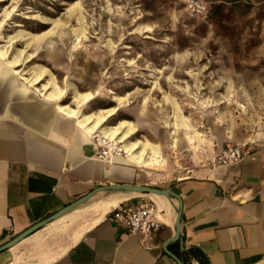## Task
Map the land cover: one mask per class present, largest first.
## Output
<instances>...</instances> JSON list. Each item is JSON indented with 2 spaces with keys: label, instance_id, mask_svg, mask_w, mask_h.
Returning <instances> with one entry per match:
<instances>
[{
  "label": "crops",
  "instance_id": "0c3cea01",
  "mask_svg": "<svg viewBox=\"0 0 264 264\" xmlns=\"http://www.w3.org/2000/svg\"><path fill=\"white\" fill-rule=\"evenodd\" d=\"M204 1L209 29L222 46L218 65L239 67L222 80L261 84L264 93V0ZM21 61L15 66L0 54V246L94 193L0 251V264H264V137L250 141L261 148L241 162L156 178L148 168L163 159L159 142L149 139V165L125 153L101 156L97 137L41 91L43 81L23 78ZM183 123L175 108L165 124L193 130ZM181 134L179 143L193 142ZM113 183L174 194L100 189ZM144 200L156 203L162 220L151 239L109 218L115 207ZM179 209L180 239L172 241Z\"/></svg>",
  "mask_w": 264,
  "mask_h": 264
},
{
  "label": "rangeland",
  "instance_id": "374dc122",
  "mask_svg": "<svg viewBox=\"0 0 264 264\" xmlns=\"http://www.w3.org/2000/svg\"><path fill=\"white\" fill-rule=\"evenodd\" d=\"M50 26L56 32L41 41L16 43L32 56L21 61V72L30 76L40 62L62 87L69 78L75 89L94 94L86 110L119 106L111 124L120 118L136 124L141 117L134 138L161 144L163 159L148 168L152 176H184L211 163L228 144L257 146L250 141L264 137L261 84L222 80L239 67L218 65L220 42L207 17L191 12L185 0H0L1 43L18 28L38 32ZM73 91L64 102L76 106ZM175 108L193 130L166 126ZM180 134L193 142L177 138L174 145Z\"/></svg>",
  "mask_w": 264,
  "mask_h": 264
},
{
  "label": "bare ground",
  "instance_id": "6f19581e",
  "mask_svg": "<svg viewBox=\"0 0 264 264\" xmlns=\"http://www.w3.org/2000/svg\"><path fill=\"white\" fill-rule=\"evenodd\" d=\"M77 3L79 2L76 1L71 3L68 7L70 11L75 10L76 5H78ZM7 10L8 4L3 11ZM8 16H10V12H8ZM45 19L46 21L56 25L59 23L57 18L45 17ZM54 32H56V30L51 26L41 32H32L24 28H18L15 32L9 34V37L5 40V42H0V54L3 57L8 58L12 65H19L22 59L31 60L32 56L31 53L24 47L16 46L18 40H25L26 44L29 45L31 43L41 41L45 36L53 34ZM25 73L26 72L24 71L22 72L23 78L31 81L32 83H41L43 81L40 88L41 91L46 96L57 99L61 109L77 116L81 125H83L91 133L92 137L96 136L95 133L97 132L99 133L101 140H111L112 145H114L117 150V153L113 155H122V153H125L130 155L137 162H142L145 165L150 164L149 157L150 150L153 149L152 142L148 138H134V135L138 131L136 124L132 120L126 118L120 119L116 124L109 123L110 118L118 112L119 106L106 108L100 107L96 110H86V104L90 101L89 99L94 97L93 93L89 91L81 92L75 89L74 85L69 83V78H67L66 81L67 85L62 87L57 81L55 74L49 71V69L40 62H35L33 64V68L31 70L32 77L26 75L27 73ZM71 89L74 90L73 97L76 106H73L70 103L61 102L62 99H65L67 92ZM175 139L177 144L178 140L177 138Z\"/></svg>",
  "mask_w": 264,
  "mask_h": 264
},
{
  "label": "built area",
  "instance_id": "2783aa9c",
  "mask_svg": "<svg viewBox=\"0 0 264 264\" xmlns=\"http://www.w3.org/2000/svg\"><path fill=\"white\" fill-rule=\"evenodd\" d=\"M185 2L188 9L197 15H203L208 10V3L204 0H185ZM95 134L101 149V156L117 153L116 147L112 145L111 140H101L99 133L96 132ZM260 148L249 143L228 144L219 151L211 163L219 165L238 163ZM109 218L126 232L140 233L147 239L153 238L162 226L158 208L152 200H144L136 204L119 205L110 212Z\"/></svg>",
  "mask_w": 264,
  "mask_h": 264
},
{
  "label": "water",
  "instance_id": "95a60500",
  "mask_svg": "<svg viewBox=\"0 0 264 264\" xmlns=\"http://www.w3.org/2000/svg\"><path fill=\"white\" fill-rule=\"evenodd\" d=\"M100 189H111V190L126 189V190H134V191H141V192H154V193H159V194H166V195H169V196L174 194L173 191L171 189H169V188H160V187H154V186H149V185L130 184V183H113V184H109V185L103 186ZM93 193H94V191L88 193L87 195L81 197L77 201L66 205L64 208H62L61 210L57 211L56 213H54L50 217H48L46 219H43V220L31 225L25 231L19 233L14 238H12L8 242H6L3 245H1L0 246V251L13 246L18 241H20L22 238L26 237L27 235L31 234L35 230L39 229L45 223H47V222L59 217L60 215L65 213L68 209L73 207L74 205L79 204V203L87 200ZM180 218H181V209L178 210V217H177V222H176L177 234L173 237L172 241L180 239V226H179Z\"/></svg>",
  "mask_w": 264,
  "mask_h": 264
},
{
  "label": "trees",
  "instance_id": "16d2710c",
  "mask_svg": "<svg viewBox=\"0 0 264 264\" xmlns=\"http://www.w3.org/2000/svg\"><path fill=\"white\" fill-rule=\"evenodd\" d=\"M43 30H45V29H42V30H40V31H38V32H41V31H43Z\"/></svg>",
  "mask_w": 264,
  "mask_h": 264
},
{
  "label": "clouds",
  "instance_id": "9594fccd",
  "mask_svg": "<svg viewBox=\"0 0 264 264\" xmlns=\"http://www.w3.org/2000/svg\"><path fill=\"white\" fill-rule=\"evenodd\" d=\"M173 19L175 20V19H176V17H173Z\"/></svg>",
  "mask_w": 264,
  "mask_h": 264
}]
</instances>
